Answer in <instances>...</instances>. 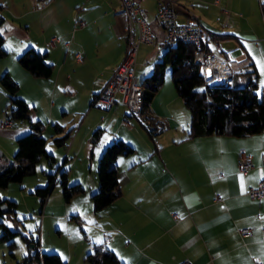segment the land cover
<instances>
[{
	"label": "crops",
	"instance_id": "0c3cea01",
	"mask_svg": "<svg viewBox=\"0 0 264 264\" xmlns=\"http://www.w3.org/2000/svg\"><path fill=\"white\" fill-rule=\"evenodd\" d=\"M148 1L138 3L147 13L156 43L144 47H151L157 58L165 33L157 25L156 2L151 0V6L146 5ZM179 2V23L188 14L197 17L220 43L223 54L213 53L219 57L232 54L235 71L255 70L258 90L260 72H264V0ZM21 4L17 15L8 14L11 19L2 16L0 32L7 56L0 60V79L6 74L20 90L23 84L29 86L18 97L28 105L30 121H11L8 129H0V159H13L16 140L31 131L30 122H39L42 137L49 134L56 147L55 139L69 134L68 158L73 155V161L77 157L85 164L89 161L88 173L85 168L81 177L96 176L97 180L100 158L114 141L134 149L132 155L115 162L121 195L103 211L94 212L102 231L91 241L87 256L102 248L111 251L120 264H253L254 259L264 264V199L247 196L264 179V133L245 138L192 137L191 116L182 100L170 91L161 94L170 77L169 66L163 86L143 113L147 127L130 116L120 97L109 112L94 109V98L126 52L130 22L121 1L22 0ZM53 37L59 43L50 49L47 44ZM30 49L46 54V62L53 67L49 79L35 78L18 65V57ZM139 53L135 70L141 85L163 57L150 61V52L146 59L141 54L143 64H139ZM7 100L0 84V123L9 119ZM69 116L79 120L74 135L67 129ZM97 130L102 135L91 145L89 137ZM78 138L81 147L76 153ZM47 145L46 140L47 153L56 159V151H48ZM84 148L87 154L80 156ZM240 150L252 157L253 168L245 175L238 173ZM98 188L97 180L89 194ZM216 195L222 202H215ZM243 229H251L252 235L242 237L239 231Z\"/></svg>",
	"mask_w": 264,
	"mask_h": 264
},
{
	"label": "trees",
	"instance_id": "16d2710c",
	"mask_svg": "<svg viewBox=\"0 0 264 264\" xmlns=\"http://www.w3.org/2000/svg\"><path fill=\"white\" fill-rule=\"evenodd\" d=\"M262 7L264 13V5ZM2 9L3 7L0 6V28L4 24ZM4 43L5 38L0 32V60L7 56ZM195 50L196 47L192 44L177 43L173 49L165 51L162 61L155 65L153 73L140 85L143 91L142 113L163 86L165 68L169 66L175 91L191 116L192 137L245 138L264 133V92L260 96L256 94L257 72L252 70L236 74L232 89L206 87L201 67L193 63ZM17 61L22 69L35 78L49 79L53 74V67L46 62V54L30 49L20 55ZM0 84L12 104V113L8 121H30V109L17 96L19 90L17 84L6 74L1 77ZM30 127L29 133L16 140L17 150L12 161L0 159V189H5L13 183H22L25 178L34 176L41 159H46L51 168L55 164L54 157L46 151V140L41 135L42 125L39 122H30ZM99 134V130L94 132L92 138L94 142ZM68 139L69 134H66L60 139H55L54 142L57 147L65 148ZM133 153V148L118 140L104 150L97 170L99 188L91 196L95 213L103 211L120 197L115 162L119 157H127ZM57 177L65 202L69 203L72 198L84 193V188L80 184L69 185L67 171L59 175L57 171L48 176L46 187L34 191V194L41 199L42 206L51 195ZM3 206L8 209V214L16 208V204L0 198V217L5 216L2 214ZM4 229L3 239H11L17 235ZM23 240L30 245L27 238L23 237ZM37 246L34 254L30 253L25 258L24 264H33L35 261L38 264H65L57 255L41 254ZM86 261L89 264H120L111 251L102 248L97 249L94 255L87 256Z\"/></svg>",
	"mask_w": 264,
	"mask_h": 264
},
{
	"label": "rangeland",
	"instance_id": "374dc122",
	"mask_svg": "<svg viewBox=\"0 0 264 264\" xmlns=\"http://www.w3.org/2000/svg\"><path fill=\"white\" fill-rule=\"evenodd\" d=\"M21 2L22 0H0V5L3 7L2 16L11 19L8 14L11 15L12 13L14 16L17 15L18 11L22 9ZM14 3H16L15 7H13ZM146 3V5L152 6L153 2L150 0ZM5 7L6 10L8 9V13L5 12ZM11 42L10 40L9 43L12 44ZM148 52L152 54V60L150 59V61H155V59L160 60L165 54V50L158 48V57L155 58L156 55L153 53L152 48L143 46L139 53V64L143 62L141 54L146 59L148 58ZM157 62H152V65ZM260 74V86L256 91L258 96L261 95V90L264 87V72L262 71ZM166 82V86L164 85L161 94L166 95L170 91V94L177 95L170 77ZM167 86L168 92H166ZM28 87L23 84L21 90H18L17 96L24 94ZM57 105L58 102L56 101L55 112L58 109ZM7 106L8 108L5 113L8 117H11L12 104L9 98L7 100ZM184 110L188 112L186 109ZM90 120L95 119L91 117ZM90 120L88 123L91 122ZM11 121L17 122V120ZM67 121V129H72L74 135L79 129V120L75 117L73 118V116H69ZM82 135L83 130L80 132V136ZM101 135L102 132L98 136V139H100ZM49 137V134L45 136L48 142L47 149L48 151H56V154H54L56 155V159L53 167H49V162L46 159H41L37 164L36 174L34 176L25 178L22 183H13L5 189H0V198L2 200L16 204V208L12 210L11 214L0 217V264H24L25 258L30 253L32 255L34 254L36 245H38L37 250L41 254L57 255L65 264H89L86 258L89 254L88 249L91 246V241L94 238L98 239L100 231H102V224H100V220L98 221V218L94 215V209L90 199L92 195L89 194L90 189L97 182L96 176H79L80 172L85 168L88 173L89 161L85 164V161L80 157H77L76 161H73L74 156L71 154L72 156L68 158L66 154L68 151L67 147L57 148L52 144ZM92 138L93 133L88 140L90 141L88 143L91 145L94 142ZM79 147H81V140L78 138L74 145V152L77 153ZM88 147L89 145L86 146L87 149ZM84 150L85 148L82 150L80 156L87 154V151ZM65 159H68L66 163H64ZM9 161H12V159ZM57 171L58 175L67 171L69 185L80 184L84 188V193L72 198L69 203L65 202L57 177V182L51 195L48 197L45 205L42 206L41 199L34 194V191L46 187L48 176ZM79 197L80 199L77 200L76 198ZM4 228L9 232L17 233V235L11 239H3V235L5 234ZM101 233L103 234V232ZM23 237L30 241V245L23 240ZM92 252L94 253V251ZM33 264H38V262L35 261Z\"/></svg>",
	"mask_w": 264,
	"mask_h": 264
},
{
	"label": "built area",
	"instance_id": "2783aa9c",
	"mask_svg": "<svg viewBox=\"0 0 264 264\" xmlns=\"http://www.w3.org/2000/svg\"><path fill=\"white\" fill-rule=\"evenodd\" d=\"M124 13L129 18L127 29V47L122 63L114 71L104 90L93 100V108L101 112H109L116 104L117 97L120 103L128 110L130 116L135 118L142 127L147 126V119L141 111V100L138 93V79L136 78V63L139 50L142 46H152L156 38L147 23V13L141 8L138 0H120ZM156 2V21L158 27L164 31L165 36L160 42L162 49L167 45L177 43H189L196 47L193 54V63L200 66L203 74V81L206 87L222 86L225 89H232L236 74L244 73V70L235 71L233 63L235 58L230 53L219 57L213 53L223 54L219 41L197 17L187 15L184 23H179L181 5L179 0H154ZM84 26L82 22L79 23ZM59 38L53 37L47 46L55 48ZM81 60V54L76 55ZM126 124V123H125ZM11 122L5 120L0 123V129L6 130ZM238 173L247 174L253 168L252 157L245 151L240 150L237 155ZM247 196L251 200L264 199V179L251 188ZM215 202H222L219 196L214 197ZM242 237H250L251 229L239 231ZM181 264H192L185 261ZM253 264H262L257 259Z\"/></svg>",
	"mask_w": 264,
	"mask_h": 264
},
{
	"label": "bare ground",
	"instance_id": "6f19581e",
	"mask_svg": "<svg viewBox=\"0 0 264 264\" xmlns=\"http://www.w3.org/2000/svg\"><path fill=\"white\" fill-rule=\"evenodd\" d=\"M175 45H167L166 48H164L165 51L171 50L173 49ZM138 93H139V98L141 100V111H142V107H143V91L141 89V86L138 82Z\"/></svg>",
	"mask_w": 264,
	"mask_h": 264
},
{
	"label": "water",
	"instance_id": "95a60500",
	"mask_svg": "<svg viewBox=\"0 0 264 264\" xmlns=\"http://www.w3.org/2000/svg\"><path fill=\"white\" fill-rule=\"evenodd\" d=\"M43 1V0H42ZM214 88H221V89H225L224 87H222V86H214ZM3 156V154H2V152L0 151V158ZM8 209L6 208V206H3L2 207V214L3 215H6V214H8Z\"/></svg>",
	"mask_w": 264,
	"mask_h": 264
}]
</instances>
